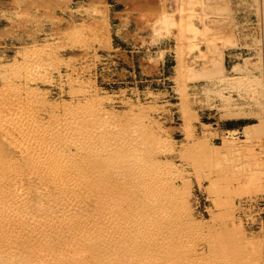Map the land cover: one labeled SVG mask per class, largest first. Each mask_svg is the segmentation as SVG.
I'll return each instance as SVG.
<instances>
[{"label":"rangeland","instance_id":"374dc122","mask_svg":"<svg viewBox=\"0 0 264 264\" xmlns=\"http://www.w3.org/2000/svg\"><path fill=\"white\" fill-rule=\"evenodd\" d=\"M124 1L0 0V264H264V0Z\"/></svg>","mask_w":264,"mask_h":264},{"label":"crops","instance_id":"0c3cea01","mask_svg":"<svg viewBox=\"0 0 264 264\" xmlns=\"http://www.w3.org/2000/svg\"><path fill=\"white\" fill-rule=\"evenodd\" d=\"M91 0H87L88 3H90ZM115 2H118L121 6L122 9H126V8H135V5H138L137 3H132L130 1H124V0H115Z\"/></svg>","mask_w":264,"mask_h":264},{"label":"bare ground","instance_id":"6f19581e","mask_svg":"<svg viewBox=\"0 0 264 264\" xmlns=\"http://www.w3.org/2000/svg\"><path fill=\"white\" fill-rule=\"evenodd\" d=\"M17 115V114H16ZM100 119V118H99ZM111 125V124H110ZM107 126V125H106ZM109 127V126H108ZM4 130V129H3ZM92 154V153H91ZM112 162V161H111ZM135 163V162H133ZM108 165V164H107ZM111 167V166H110ZM121 174V173H120ZM144 180V179H143ZM161 180V179H160ZM40 184V183H39ZM147 194V193H146ZM144 199V198H143ZM68 207V206H67ZM71 248V247H70ZM81 252V251H80ZM41 261V260H40ZM12 262V261H11Z\"/></svg>","mask_w":264,"mask_h":264}]
</instances>
